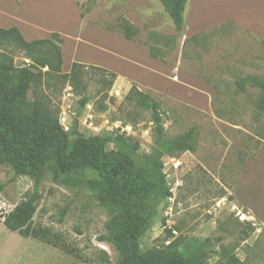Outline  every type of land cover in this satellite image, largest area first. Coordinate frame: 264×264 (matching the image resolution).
<instances>
[{
    "label": "rangeland",
    "instance_id": "374dc122",
    "mask_svg": "<svg viewBox=\"0 0 264 264\" xmlns=\"http://www.w3.org/2000/svg\"><path fill=\"white\" fill-rule=\"evenodd\" d=\"M0 1L9 12L10 0ZM203 1H208L205 15L196 22L207 24L189 38L184 37L186 29L177 36L172 20L158 0H26L21 16L38 28L1 18L5 26L18 24L28 42L50 39L53 32L60 33L62 74H68L74 63L85 66L83 85L77 92L63 79L48 81L46 76L29 95L32 100L45 98L72 142L77 137L84 139L79 157L96 142H104L105 150L113 151V137L125 134L133 151L125 167L137 174L144 171L146 159L155 150L157 133L151 111L124 105L128 93L116 82L105 102L98 94L102 88L99 71L92 67L112 66L120 70L121 58H131L125 50L129 43L123 39V21L138 32L133 42L148 49L156 47L161 62L179 66L181 71L207 82L216 98L205 112L183 99L142 88L162 104L166 139L181 137L192 127H198V135L196 153L163 158L171 197L155 211L140 246L146 250L176 240L184 243L209 239L213 252L210 264H264V227L248 220L233 196L247 159L257 153L264 141V111L258 106L261 93L250 86L241 90L236 85L237 80L246 77H264V0ZM214 20L219 24L210 27L208 22ZM194 21L186 9L188 29ZM5 55L18 67L30 63L23 52L13 47H0V58L5 59ZM136 71L145 76L134 67L133 72ZM167 76L164 86L175 90V96H193L204 102L196 82L181 79L183 85L176 83L172 71ZM83 97L87 98L85 107L80 104ZM254 163L258 168L249 166L241 190L247 189V183L258 187L255 200L261 204L264 152L258 160L251 161ZM13 179L9 168L0 167V264H116L118 253L100 240L108 234L107 226L113 216L99 207L89 192L60 186L50 174L40 184L41 200L34 226L50 230L73 254L43 240L8 231L3 225L5 215L34 189V181L28 177ZM243 194V190L238 192L239 196ZM256 211L264 222V203Z\"/></svg>",
    "mask_w": 264,
    "mask_h": 264
},
{
    "label": "trees",
    "instance_id": "16d2710c",
    "mask_svg": "<svg viewBox=\"0 0 264 264\" xmlns=\"http://www.w3.org/2000/svg\"><path fill=\"white\" fill-rule=\"evenodd\" d=\"M158 1L172 20L177 36H181L190 0ZM121 28L128 41H133L138 33L127 21L122 22ZM62 44L58 33H53L50 39L28 42L17 28H0V47L17 49L30 62L18 67L9 56L0 58V167L9 168L13 180L28 177L34 181L32 192L5 215L4 227L24 238L43 240L68 255L73 254L50 230L34 226L41 200L40 184L50 174L60 186L89 192L92 200L113 216L107 226L108 234L100 240L116 250V264H210L213 252L209 239L184 243L176 240L146 250L140 246L155 211L171 197L163 158L196 153L198 127L190 128L181 137L166 139L161 102L133 85L123 104L151 111L157 133L155 150L146 159L144 171L136 174L126 169L125 162L133 151L125 134L117 133L113 137L111 143L115 150L106 151L104 142H96L79 157L84 139L77 137L72 142L59 124L58 114L44 102L45 98L29 97L46 76L48 81L63 79L76 92L83 85L84 65L74 63L68 74H62ZM149 50L153 58L161 59L156 47ZM92 68L99 71L98 82L102 88L98 94L105 102L117 75L99 67ZM236 85L241 90L247 86L258 89L261 93L258 106L264 111V77H246L237 80ZM80 104L85 107L87 98L83 97Z\"/></svg>",
    "mask_w": 264,
    "mask_h": 264
},
{
    "label": "crops",
    "instance_id": "0c3cea01",
    "mask_svg": "<svg viewBox=\"0 0 264 264\" xmlns=\"http://www.w3.org/2000/svg\"><path fill=\"white\" fill-rule=\"evenodd\" d=\"M26 0H22L20 2H17V0H10L11 6L9 9V12H6V10L3 9L4 4L1 3L0 1V28L3 29H11V28H17L21 34L24 37V34L22 32V29L20 26H17L18 24L24 25V26H30L32 28H38L35 24L25 20L21 15L24 13V3ZM214 1H219V0H214ZM210 2V1H209ZM212 2V1H211ZM215 2L214 4H216ZM208 4L207 2H204L203 0H190L189 3L186 6L187 12H190V16H194V23L192 24V27L190 29L187 28V25L185 26V29L187 30L186 35L184 36L185 38H189V36L195 34L198 32L199 29H202L206 25L205 23L202 24L196 21L200 19L203 15H205V5ZM213 4V3H211ZM213 4V5H214ZM81 14V13H80ZM1 17H5L9 19V21H14L12 23H18L15 26H5L3 23H5V20H3ZM258 19V15L256 17V20ZM255 20V19H253ZM82 21V19H81ZM253 22V21H252ZM210 27L216 26L217 21H209L208 22ZM255 25V23H253ZM12 25V24H11ZM262 26V25H261ZM96 27V26H95ZM263 27V26H262ZM103 30V29H102ZM106 31V30H105ZM110 35L115 36L114 34L106 31ZM53 33H58V32H53ZM52 33V34H53ZM60 34V33H58ZM61 38L62 35L60 34ZM25 38V37H24ZM124 39V38H123ZM129 43V46L125 47L126 53L131 57H122V68L118 70L117 68H114L112 66H103L99 68H102L104 70H107L109 72H112L117 75V80H116V85L118 84L121 90H125L128 93L130 89L132 88L133 85L138 86L141 90L142 88L146 90H150L153 92H157L160 94H165L167 96H171L172 98H175L177 100H182L186 101L185 103L189 104V106L198 108L201 111H208L211 108V104L213 100L216 98V93L214 89L205 81L200 80L194 76H191L190 74L183 72L180 70L179 66L178 67H171L163 62H161L159 59H155L150 55V50L142 45L137 44L136 42L133 41H128L124 39ZM134 59L141 60L143 64H140L139 62H135ZM136 67L137 69H140L143 71V74L145 76H141L140 71L133 72V68ZM122 71V72H121ZM172 71V80L176 83L182 84L181 79L186 82V83H195V85H199L200 88L202 89V97L203 103L200 102V100L196 97L191 96V98L185 99L184 97L180 98L179 96H175L177 92L175 90H172L168 86H164V80H168L167 74ZM183 85V84H182ZM123 92V91H122ZM264 152V141H262L261 146L259 147L257 153L254 156H251L250 158L247 159L244 167L242 168L240 175L238 176V181L236 188L234 190V198L235 202L237 203L238 206L241 207L243 211L247 213L246 217L248 220H253L254 222L258 223L261 227H264V222H261L259 220V216L257 215V211L261 208L264 202L259 200H255V198L258 195V187L253 186V184L249 185L247 183V189H242L243 190V195L239 196L238 192H242V180L245 174H247L249 171V166H253V168H258V164L254 163L251 164L252 160H258ZM254 169V171H255ZM250 186V188H248Z\"/></svg>",
    "mask_w": 264,
    "mask_h": 264
}]
</instances>
